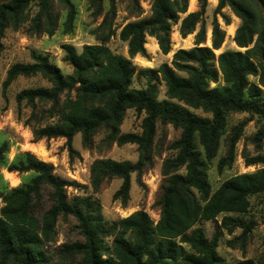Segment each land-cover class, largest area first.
<instances>
[{"label":"trees","instance_id":"obj_1","mask_svg":"<svg viewBox=\"0 0 264 264\" xmlns=\"http://www.w3.org/2000/svg\"><path fill=\"white\" fill-rule=\"evenodd\" d=\"M36 1L41 6L38 19L42 14L50 19L48 0H0V54L4 31L10 21L18 24L26 8ZM63 1L69 8L65 32L71 33L75 8L70 0ZM188 1L183 0L181 4L180 0H153L150 17L127 22L120 31V38L127 42L129 57L114 52L105 43L84 44L80 52L73 44L66 43L62 46L64 60L73 67L72 74L65 75L47 55L36 53L32 62H17L8 69L4 88L21 75L41 74L50 82V86L29 87L17 94L19 102L41 100L59 106L56 122L33 129L37 140L64 137L69 150L74 151L73 139L77 133L81 132L86 140L104 126L118 143L138 145L140 155L136 162L101 158L91 167L95 181L110 176L122 178L114 197L125 202L131 188V174L136 172L141 181L144 169L151 162L157 121L181 128V135L172 143L176 155L168 158L164 166L166 180L158 201L161 206L158 221L155 223L140 209L111 226L94 216L88 198L69 199L67 187L77 185L75 180L55 174L53 164L31 151H23L8 162L9 142L3 141L0 164L10 172H33L34 175L28 182L0 190V264H55L43 248L47 242L55 240L58 218L70 215L77 219L84 240L63 244L58 253L67 263L60 261L59 264H69L78 257L79 264H231L217 250L218 228L213 237L208 238L204 229L196 225L201 220L216 219L224 212H245L250 196L264 191V168L226 179L211 195L208 180V169L217 155L230 111L261 116L263 125L256 137H264V96L259 84L250 80V76H259L264 86V40L259 39L253 47V53L261 51L260 63L241 50L228 49L217 56L214 49L221 48L225 31L214 19L212 46L203 45L207 26L202 14L208 0H198L200 9L187 13ZM260 1L264 7V0ZM226 5L242 20L235 42L239 47H248L257 32L255 11L245 0H218L215 14ZM180 13H187L180 21L182 37L198 29L195 45L177 49L171 64L163 62L158 69L148 67L137 71L133 58L137 54L150 55L145 46L147 35L157 38L163 54L172 50V24L179 21ZM223 17L226 24H230L225 14ZM137 72L152 75L143 88L131 87ZM220 73L224 84L211 87V82H219ZM155 77H161L167 85V99H158ZM65 91L74 92V96L67 97L61 106L60 96ZM189 107L202 108L212 117L198 115ZM128 108L145 113L140 133L119 130ZM241 133L240 127L230 137L227 153L218 161L219 171L233 164ZM244 156L249 165L264 163L262 154ZM183 167L185 172H179ZM44 185L50 187L52 200L47 209L42 201ZM222 221L231 230L230 219L225 216ZM235 225L243 227V235L253 228V223L243 220H236ZM108 236H114L111 245L106 242Z\"/></svg>","mask_w":264,"mask_h":264},{"label":"rangeland","instance_id":"obj_2","mask_svg":"<svg viewBox=\"0 0 264 264\" xmlns=\"http://www.w3.org/2000/svg\"><path fill=\"white\" fill-rule=\"evenodd\" d=\"M70 1L75 8L74 28L71 33L65 32L64 24L69 8L63 0H48L50 19L45 14H42L38 19L41 6L37 1L31 3L24 11L18 24L10 21L4 31L3 50L0 54V144L3 141L9 142V150L6 154L8 162L13 161L23 151H31L40 159L53 164L55 174L75 180L77 185L67 187L69 199L71 200L75 196L88 198L94 216L101 217L103 222L109 226L140 209L145 210L156 223L161 216V206L158 201L166 180V175L163 173L164 166L168 158L176 155L172 143L179 139L181 128L161 120L157 121L156 134L150 151L151 162L144 169L141 181H138L136 172L131 174V188L125 202L114 197L115 192L122 184V178L110 176L95 181L92 177L91 167L95 160L101 158L136 162L140 155L137 144L118 143L110 137V130L104 126L86 140L81 132L77 133L73 139L74 151L69 150L67 139L64 137H44L37 140L33 129L56 122L59 119V115L56 114L59 106H55L51 101L30 102L23 100L19 102L17 94L29 87L50 86V82L41 74L21 75L4 88L8 69L17 62H32L33 53L47 55L50 61L58 65L65 75L72 74L73 67L64 60L65 51L62 46L66 43L73 44L79 52L84 44L105 43L114 52L129 57L127 42L120 38L122 27L129 21L150 17L152 14L153 0ZM245 1L255 11L257 17L258 26L253 43L248 47H239L234 37L242 22L241 18L228 5L222 8L220 13L215 14L218 0H208L205 12L202 14V19L207 26V38L203 45L212 46L210 28L213 20L216 19L225 31L221 48L214 49L216 55L218 56L228 49L241 50L260 63L261 51L256 50L253 53V47L259 39L263 38L264 40V7L260 0ZM180 3L182 4L183 0H180ZM196 5V10H199L200 3L197 4L196 0H191L190 8H195ZM187 13H180L179 21L172 24L173 50L179 46V48H191L195 44V34L198 29L186 37H182L180 34L179 36L173 35V32H176L180 26L181 19ZM223 14L230 20V24H226ZM231 28H234L233 34H230ZM208 41L211 44H208ZM173 54L172 51L168 54H163L160 51L158 54H150L148 57L134 58L133 63L137 66V71L148 67L158 69L163 62L171 64ZM180 74L185 75L184 72H180ZM150 75L137 72L131 87H145ZM220 75L219 82H211V87L224 84L222 74L220 73ZM250 80L259 84L264 96V86L260 83L259 76H250ZM154 81L157 82L159 88L158 99H167L165 82L161 77H155ZM69 96L73 97L74 92L65 91L60 96L61 106ZM189 109L198 115L212 117L210 112H206L202 108L189 107ZM144 116V112L138 113L134 108H128L119 125L120 132L140 133ZM262 125L263 118L255 113L230 111L227 114V126L221 136L217 155L208 169L210 195L226 179L236 174L251 173L264 168V163L247 164L244 156L248 154L249 156L264 155V137L261 139L256 137ZM240 127L242 133L236 144V158L231 166H226L222 171H219L218 161L226 155L229 139ZM178 171L184 173L185 169L183 167ZM33 175V172H10L6 166L0 164V190H8L28 182ZM11 177H14L15 180H12ZM42 193L43 206L47 209L52 204L50 187L44 185ZM196 195L202 200L200 193L197 192ZM249 199V207L245 212H224L219 214L216 219L201 220L196 225L204 229L208 238H212L218 228L220 239L217 250L231 264H264V191L250 196ZM225 216L230 219L231 230H228L222 221ZM236 220L253 223V228L249 233L243 235V227L235 225ZM77 225L78 221L74 216L58 218L55 240L47 242L43 248L53 263L59 264L62 261L58 249L63 244L84 240ZM113 239L114 236H108L106 242L111 245ZM79 261L80 257L69 264H79ZM7 264H12V262Z\"/></svg>","mask_w":264,"mask_h":264},{"label":"crops","instance_id":"obj_3","mask_svg":"<svg viewBox=\"0 0 264 264\" xmlns=\"http://www.w3.org/2000/svg\"><path fill=\"white\" fill-rule=\"evenodd\" d=\"M197 1V4H198V0H196ZM190 2H191V0H189L188 1V12H192V11H195L196 9H197V5H196V7L195 8H190ZM210 30H211V32H212V27L210 28ZM174 34H176L177 36H179V34L181 35V33H180V31H179V26H178V29H177V31L176 32H173V35ZM196 35V34H195ZM182 36V35H181ZM146 40H147V42H146V44H148L149 45V47L148 46H146V44H145V46H146V49H147V51H148V53L149 54H158V52H160L161 51V49H160V47H159V43H158V40H157V38L155 37V36H152V35H147V37H146ZM182 42V41H181ZM151 44V45H150ZM172 45H173V43H172ZM195 45V44H194ZM153 49H152V48ZM155 47V48H154ZM180 47V46H179ZM179 47L177 48V49H179ZM177 49H175V50H171L173 53L177 50ZM170 51V52H171ZM142 57V55H140V54H137L134 58H141ZM133 58V59H134Z\"/></svg>","mask_w":264,"mask_h":264},{"label":"bare ground","instance_id":"obj_4","mask_svg":"<svg viewBox=\"0 0 264 264\" xmlns=\"http://www.w3.org/2000/svg\"><path fill=\"white\" fill-rule=\"evenodd\" d=\"M234 33V28H231L230 34ZM208 44H211L210 41H208ZM151 45V44H150ZM147 46L149 47V45L147 44ZM152 48V47H151ZM155 48V47H154ZM153 49V48H152ZM37 150V149H36ZM40 150V149H39ZM43 152V150H41ZM36 152V151H35ZM42 156V155H41ZM44 156V155H43ZM12 180H15L14 177H11Z\"/></svg>","mask_w":264,"mask_h":264}]
</instances>
